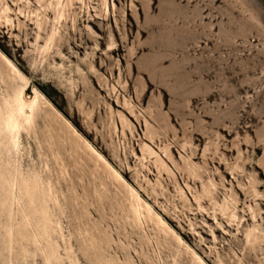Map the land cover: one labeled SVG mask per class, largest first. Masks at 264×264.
Masks as SVG:
<instances>
[{"label":"rangeland","instance_id":"1","mask_svg":"<svg viewBox=\"0 0 264 264\" xmlns=\"http://www.w3.org/2000/svg\"><path fill=\"white\" fill-rule=\"evenodd\" d=\"M55 1L0 0V53L28 96L46 100L52 129L36 119L19 162L47 165L61 184L52 238L62 264H198L192 252L205 264H264V0L74 2L42 51L54 13L41 6ZM35 14L49 19L42 31ZM85 142L184 245L153 221L131 228L127 190ZM18 221L0 217V264H10L3 226ZM12 264L44 263L37 252Z\"/></svg>","mask_w":264,"mask_h":264},{"label":"bare ground","instance_id":"2","mask_svg":"<svg viewBox=\"0 0 264 264\" xmlns=\"http://www.w3.org/2000/svg\"><path fill=\"white\" fill-rule=\"evenodd\" d=\"M42 1L38 0V3L40 4ZM106 1L103 0L105 9H107ZM74 2L86 10L89 9L85 0H66L65 2L56 0L54 4L46 3L45 6H41L44 13L49 11L54 13V19L50 24L51 30L42 51H48L53 47L55 38L59 36V28L56 27L60 26L65 19V10L73 9ZM2 12H9L7 5L4 6ZM47 21L49 22L47 17L39 19V16L35 14V24L39 31H42L43 24L46 25ZM37 38L40 39V36ZM0 60L3 62V65H0V217H4L7 224L12 222L15 217H19L15 228L3 226L8 262L12 264V257L18 263L25 262L28 258L37 257V252H39L44 264H62L63 260L55 249L52 238L57 233L56 229L62 232L60 223L52 220V210L62 208L60 199L64 195L61 184L58 181H53L47 165L40 172L34 168L24 171L21 162H19L24 153L23 135L34 141L38 139L36 119L43 114L44 124L50 127L48 115L43 110L46 100L35 88L32 90L33 97L28 96V79L22 75L12 61L1 53ZM53 111L57 116H60L54 109ZM69 128L74 137L82 140L74 129L70 126ZM50 129L52 128L50 127ZM40 144V142L37 144L39 150L41 149ZM72 146L74 149L76 148L74 143ZM52 147L49 145V149L52 150ZM85 150L108 170L116 184L122 185L127 190L129 194L128 213L132 217L133 225H130L132 229L135 230L138 226L142 227L144 220L145 222L153 221L161 228L165 237L170 235L178 245H184L182 239L170 229L159 215L153 212L151 206L141 199L138 192L86 142ZM59 156V154L53 155L55 164L61 174H66L65 163ZM69 191H74V188H70ZM72 199L73 202H76L78 197L75 196ZM15 243L18 245L16 250L13 247ZM31 246L34 247L33 252L29 249ZM68 249L70 250L71 247ZM13 251L14 256L12 255ZM192 256L198 264H205L194 252H192Z\"/></svg>","mask_w":264,"mask_h":264}]
</instances>
